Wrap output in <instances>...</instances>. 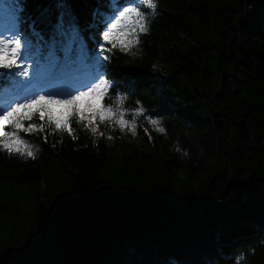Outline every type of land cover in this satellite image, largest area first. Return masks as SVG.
Returning <instances> with one entry per match:
<instances>
[{
	"label": "trees",
	"instance_id": "1",
	"mask_svg": "<svg viewBox=\"0 0 264 264\" xmlns=\"http://www.w3.org/2000/svg\"><path fill=\"white\" fill-rule=\"evenodd\" d=\"M126 2L17 0L10 23L93 68ZM155 2L139 45L107 53L102 102L165 131L21 133L34 159L0 150V264H264V0Z\"/></svg>",
	"mask_w": 264,
	"mask_h": 264
},
{
	"label": "snow or ice",
	"instance_id": "2",
	"mask_svg": "<svg viewBox=\"0 0 264 264\" xmlns=\"http://www.w3.org/2000/svg\"><path fill=\"white\" fill-rule=\"evenodd\" d=\"M3 2L0 69L7 70L3 75L9 80L10 91L0 95V150L34 159L32 145L21 133L41 134L52 128L71 135L73 121L91 126L93 133L97 131V124L108 123L135 135L136 119L142 117L149 125L158 126L161 133L165 131L157 119L145 114L143 108L134 109L129 119V113L123 107L102 102L114 88V82L107 79L109 68L104 62L111 59L107 53L117 48L129 52L139 45L141 36L149 31V14L157 8L155 0H127L120 5L100 34L103 42L98 46L97 60L87 83L77 78L80 69L75 63L50 59L48 66H42L43 56L33 58L30 47L18 33L6 37L3 33L12 31L10 22L16 14L17 0ZM145 9L150 13L146 14ZM55 55L59 57L60 54ZM86 97L92 99L85 102ZM93 99L96 103L92 102ZM82 103L84 107H81ZM145 133H148L147 128Z\"/></svg>",
	"mask_w": 264,
	"mask_h": 264
},
{
	"label": "rangeland",
	"instance_id": "3",
	"mask_svg": "<svg viewBox=\"0 0 264 264\" xmlns=\"http://www.w3.org/2000/svg\"><path fill=\"white\" fill-rule=\"evenodd\" d=\"M11 28H12V31L11 32H4L3 33L6 37L11 36L13 33H16L15 32L16 31V28L14 27L13 24H11ZM66 47H68V46H66ZM31 52H32L33 58H40L41 56H43V58H44L43 61H46V57H47L48 52H46V51L45 52H42L41 49H38V48L32 49ZM42 65L43 66H47L46 63H43ZM90 78H91V74L78 77V79L81 82H83V83H87ZM5 79H6V84L3 87V89H0V95H3V94H5V93H7V92L10 91L9 80L6 77H5ZM61 87H62V85H61ZM171 106H173V105L171 104ZM102 126H105V125H102ZM87 128L91 131V126L87 125ZM101 131L103 133V129H102L101 125L97 124V131L95 132V134H102ZM104 137H105V139L108 142H111L112 141V137L110 135L105 134ZM122 138L124 140H126L127 142H129V143L140 144V140H138L137 137H133V136L129 135L128 133L127 134L124 133L122 135ZM0 198H2V197L0 196Z\"/></svg>",
	"mask_w": 264,
	"mask_h": 264
}]
</instances>
